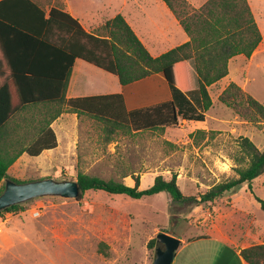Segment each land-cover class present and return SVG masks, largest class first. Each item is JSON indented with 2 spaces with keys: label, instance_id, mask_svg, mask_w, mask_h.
<instances>
[{
  "label": "rangeland",
  "instance_id": "rangeland-1",
  "mask_svg": "<svg viewBox=\"0 0 264 264\" xmlns=\"http://www.w3.org/2000/svg\"><path fill=\"white\" fill-rule=\"evenodd\" d=\"M248 1L262 42L252 58H233L228 63V75L209 88L212 106L204 122L196 123L199 129L208 130L205 136L188 134L176 124L168 133L117 132L111 136L113 142L106 143L87 121L81 122L85 129L81 133L79 129L77 150L73 152L74 117L66 114L58 124V148L38 158L23 155L9 170L10 178L22 183L43 178L74 181L80 171L132 187L131 176L123 174L133 173L140 178L139 189L145 190L156 176L169 180L174 173L181 192L197 197L214 184L234 177L238 137H246L264 150V123H248L218 101L232 82L264 106V0ZM66 2L89 28L114 18L121 0ZM212 157L224 160V173L214 167ZM256 198L264 203V174L217 199L213 218L207 211L210 205L194 211L196 206L173 202L166 193L139 200L103 191H87L80 200L38 198L23 203L24 211L0 218V225L10 226V232L0 235L6 245L5 251L0 250V264H153L154 252L146 249L144 242L149 235L155 236L156 227L159 232L167 229L180 236L203 235L212 219L238 236L249 231L251 242H257L254 237L258 231L259 241L264 243V213ZM225 200L229 204L223 205Z\"/></svg>",
  "mask_w": 264,
  "mask_h": 264
},
{
  "label": "trees",
  "instance_id": "trees-1",
  "mask_svg": "<svg viewBox=\"0 0 264 264\" xmlns=\"http://www.w3.org/2000/svg\"><path fill=\"white\" fill-rule=\"evenodd\" d=\"M163 1L179 21L189 41L158 57L148 53L121 15L87 32L75 18L63 11L59 0H54L47 16L37 0H0V25L13 34L29 38L30 44L32 40L43 42L54 50L60 64L55 76L60 86V113L76 114L88 119L105 142L109 143L111 136L117 132H163L166 127L176 125L178 119L204 121L206 112L212 106L209 88L228 75L231 59L237 56L250 58L262 41L247 0H208L199 9L192 8L186 0ZM49 34L57 35L59 40L48 41L46 37ZM76 59L116 76L123 88L159 75L169 85L172 98L162 104L131 111L122 94L66 100L65 94ZM186 61L192 62L195 72L196 88L193 90L189 88ZM29 75L31 84L38 82L39 76L34 72H29ZM1 93L2 90L0 194L5 180L22 183L7 174L8 168L18 157L23 153L36 157L42 151L57 146L55 133L49 128L50 120L34 143L25 148L20 146L18 151L10 155L6 150V126L9 115L16 112L17 108L7 111ZM218 101L248 123H264V106L235 83L228 84L219 94ZM205 134L202 130L195 132L197 136L203 137ZM14 143L18 148L17 138ZM236 143L238 150L232 167L235 176L214 184L197 197L185 196L181 192L177 185V174L174 173L169 180L158 175L148 189L140 190V178L133 173L123 174V177L130 175L134 181V186L129 187L122 182L104 180L78 171L74 180L79 188L77 200L82 199L87 191H103L110 195H126L134 200L166 193L173 202L190 207L212 203L226 192L238 189L264 174V150H259L243 136L238 137ZM256 199L264 213V203ZM23 209L22 204L10 206L0 211V218L7 213L16 215ZM160 232L169 231L162 229ZM155 242V236L149 239L146 244L149 251L154 252ZM240 256L247 264H264V243L242 249Z\"/></svg>",
  "mask_w": 264,
  "mask_h": 264
},
{
  "label": "crops",
  "instance_id": "crops-1",
  "mask_svg": "<svg viewBox=\"0 0 264 264\" xmlns=\"http://www.w3.org/2000/svg\"><path fill=\"white\" fill-rule=\"evenodd\" d=\"M37 1L45 9L47 16L50 8L54 5V0ZM186 1L192 8L199 9L208 0ZM59 2L62 4L63 11L75 18L85 31L92 32L101 25H93L87 28L68 9L66 0H59ZM247 2L251 9L248 0ZM118 8L117 15H121L124 18L152 57H158L189 41L188 35L163 0H121ZM18 37H20V40H18ZM28 39L13 34L11 30L0 25V90H2L1 94L7 111L17 108L16 112L13 111L9 115V123L6 126V150L11 155L18 151L20 146L25 148L34 143L45 129L46 122L50 120L52 121L49 128L55 133L57 146L54 149L42 151L40 155L34 158L40 157L43 153L56 150L59 142L57 134L61 132L58 129V124L61 120L63 121L64 115L70 114L74 117L73 129L76 130L70 148L73 152H76L79 135L85 129V125H81V122L87 123L89 120L78 117L76 114L60 113V86L55 77L56 73L58 74V68H60L59 58L54 50L45 43H37L32 40L30 44L28 41L31 40ZM46 39L54 42L58 41L59 37L55 34H49ZM257 49L250 58L254 56ZM185 68L189 80V88L193 90L196 88V79L192 62L186 61ZM29 72H34L39 76L38 82L31 84L28 81ZM120 94L124 96L129 111L149 108L168 102L172 98L169 85L159 75L148 77L123 88L116 76L83 60H75L65 94L66 100ZM58 113L59 116L56 117ZM2 115L0 113V116ZM199 122L178 119L177 125L183 126L188 134L198 130L208 131L207 129H199L196 124ZM88 127L90 128V124ZM164 130L165 133H168L169 127ZM16 138L18 148L15 147L14 143ZM23 155L28 154L23 153L8 168L7 174L9 177V170L13 168ZM212 162L214 167L221 169L222 173H224V167L227 165L223 159L212 157ZM229 202L225 200L222 204H229ZM215 204L216 200L212 203H207V205L211 206L207 211L212 218L217 211L213 209ZM204 207L205 204H201L196 206L194 211H197V208L203 209ZM171 225L173 224L171 223ZM154 230L153 235H156L159 231H157V227ZM4 231L6 233L10 232V226L1 224L0 235ZM167 233L181 241L171 264H247L240 256V251L249 246L263 244L259 241L261 238L260 232L256 231V236L254 237L257 242H251L252 234L249 231L238 236L225 227L221 228L213 219L209 226V231L203 235L180 236L172 231ZM11 234L16 233L11 232ZM151 236L149 235L148 240ZM146 242H144L145 247ZM0 250H6V245L2 241H0ZM146 252L148 254L147 250Z\"/></svg>",
  "mask_w": 264,
  "mask_h": 264
},
{
  "label": "water",
  "instance_id": "water-1",
  "mask_svg": "<svg viewBox=\"0 0 264 264\" xmlns=\"http://www.w3.org/2000/svg\"><path fill=\"white\" fill-rule=\"evenodd\" d=\"M79 188L75 181H58L53 178L17 183L13 180H5L4 189L0 194V211L17 204L44 197H58L63 199H77ZM155 249L153 264H171L175 252L181 241L165 232L155 235Z\"/></svg>",
  "mask_w": 264,
  "mask_h": 264
}]
</instances>
